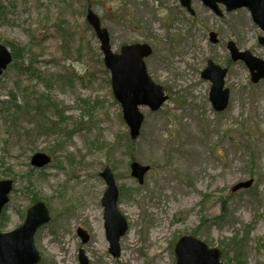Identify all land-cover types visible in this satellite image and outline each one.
<instances>
[{
	"label": "rangeland",
	"instance_id": "rangeland-1",
	"mask_svg": "<svg viewBox=\"0 0 264 264\" xmlns=\"http://www.w3.org/2000/svg\"><path fill=\"white\" fill-rule=\"evenodd\" d=\"M0 2V44L25 48L23 59L13 58L0 76V181L13 182L1 232L21 226L40 201L50 221L35 234L38 264H81L80 250L88 264H176L175 245L186 235L220 249L223 264H238L236 258L264 264V80L253 83L227 49L232 41L264 60V32L248 9L229 13L221 6L219 18L201 0H192L193 16L180 0ZM88 9L108 31L114 53L128 45L152 48L147 71L168 101L157 112L140 107L145 120L136 140L114 97ZM213 32L218 44L210 41ZM209 60L228 70L231 95L222 113L210 102L211 82L202 78ZM42 96L61 112H48L53 131H43L36 110ZM38 153L51 163L32 166ZM133 163L150 167L143 184L131 175ZM106 167L128 224L119 258L110 254L105 230ZM79 228L90 235L87 244Z\"/></svg>",
	"mask_w": 264,
	"mask_h": 264
},
{
	"label": "water",
	"instance_id": "water-1",
	"mask_svg": "<svg viewBox=\"0 0 264 264\" xmlns=\"http://www.w3.org/2000/svg\"><path fill=\"white\" fill-rule=\"evenodd\" d=\"M216 16L222 18L224 12H234L242 8L250 11L253 21L264 31V0H201ZM181 4L191 15L192 0H181ZM87 21L93 27L101 43V51L104 55V63L111 72V83L114 96L121 104L123 117L130 129L132 140L139 138L144 122V116L139 111L140 106H147L151 111H159L168 100L161 86L155 84L147 72L145 58L152 54V48L147 44L128 45L121 49L120 54L112 51L110 35L102 28L100 18L91 10H88ZM210 41L218 44V34L210 33ZM259 43L264 46V37L259 38ZM227 48L234 62H244L251 72L252 82L258 83L264 79V61L253 56L249 51L242 52L235 42H229ZM12 62L10 50L0 45V75ZM228 70L208 61L207 68L202 72V78L211 82L210 102L215 111L223 112L227 109L230 99V90L225 89V79ZM51 157L44 153H38L32 157L31 164L37 168H43L51 163ZM149 166L139 163L131 165V175L140 184L144 183ZM107 189L104 193L102 204L104 206V218L106 236L110 243L109 252L114 258L120 256V239L126 234L128 224L118 210L119 190L115 177L109 167L101 173ZM252 181L239 184L232 190L237 192L242 188H249ZM11 180L0 181V214L9 203V194L12 192ZM50 221V215L46 205L38 202L27 211L24 223L11 232H0V264H38L40 254L35 246V234L39 228ZM78 235L84 244L89 241V234L83 229L78 230ZM176 264H222V252L217 248H210L205 242L191 235L183 236L175 246ZM81 264H88V259L83 250L79 254Z\"/></svg>",
	"mask_w": 264,
	"mask_h": 264
},
{
	"label": "trees",
	"instance_id": "trees-1",
	"mask_svg": "<svg viewBox=\"0 0 264 264\" xmlns=\"http://www.w3.org/2000/svg\"><path fill=\"white\" fill-rule=\"evenodd\" d=\"M1 10H3V6H2V3L0 2V11ZM4 16H5V14H4ZM0 17H1V15H0ZM5 44L12 48L13 56H14V59L16 62L19 59L20 60L23 59L24 54H25V48L24 47L21 48L22 46L17 45L15 42H7ZM22 69L25 70L26 72H28L32 76H37L35 74V72H32V69H30V67L22 68ZM39 78H40V75H39ZM59 79L66 80V77H64L63 75H59ZM26 99H27V97H26ZM36 101H37L36 104H38V106H36L37 113L40 111L39 114H43L42 119H40V121H42V125H43L42 128L44 127L43 131H47V130L53 131V129L56 127V125H55V123H53V121H50V117L48 118V116H47L48 112L50 111V108H55V110L58 112V114L61 112L57 109V105H55V103L50 98H48V96H46V97L42 96L41 98H38ZM20 110L22 111L21 108H20ZM6 210L7 209H5L3 214L0 216V230L4 229L6 227V222L8 221V219L6 218V215H7ZM238 243L241 244L242 241H240ZM237 246H238V244H237ZM263 248H264V245H263ZM239 250H241L240 252L243 251L242 249H239ZM236 259H238L237 260L238 264L243 263L242 260H240V258H236Z\"/></svg>",
	"mask_w": 264,
	"mask_h": 264
},
{
	"label": "bare ground",
	"instance_id": "bare-ground-1",
	"mask_svg": "<svg viewBox=\"0 0 264 264\" xmlns=\"http://www.w3.org/2000/svg\"><path fill=\"white\" fill-rule=\"evenodd\" d=\"M131 213H133V212L131 211ZM98 214H99V213H97V216H96V217L98 218V220H97V224H98V226H102V221H101V218L99 219ZM132 241H134V237H133V235H130V237H129V242H132ZM156 254H157V252H156L155 249L152 250V251L150 252V255H151L152 257H154ZM162 264H166V263H165V262H162Z\"/></svg>",
	"mask_w": 264,
	"mask_h": 264
}]
</instances>
